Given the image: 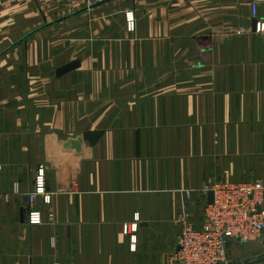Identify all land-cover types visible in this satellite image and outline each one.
Here are the masks:
<instances>
[{"label": "crops", "instance_id": "obj_1", "mask_svg": "<svg viewBox=\"0 0 264 264\" xmlns=\"http://www.w3.org/2000/svg\"><path fill=\"white\" fill-rule=\"evenodd\" d=\"M255 1L112 0L60 19V0H0V264H176L177 218L202 228L205 186L264 182ZM40 169L50 201L31 203Z\"/></svg>", "mask_w": 264, "mask_h": 264}, {"label": "built area", "instance_id": "obj_2", "mask_svg": "<svg viewBox=\"0 0 264 264\" xmlns=\"http://www.w3.org/2000/svg\"><path fill=\"white\" fill-rule=\"evenodd\" d=\"M65 6L72 9H82L97 4L101 0H61ZM252 3V14L256 18L259 2ZM127 26L130 31L135 29L132 14L127 15ZM257 32L264 33V22H257ZM45 172H37L33 191L29 194L31 203L42 197L50 201L46 194ZM214 194V201L205 209L202 228L198 229L183 212L180 216L182 232L180 235V250L175 254L176 264H227V248L233 244L247 246L258 241L264 233V183L214 182L203 188L206 196ZM29 224H42L43 218L39 211H31ZM136 232V225L125 227V232ZM136 244V237H131Z\"/></svg>", "mask_w": 264, "mask_h": 264}, {"label": "rangeland", "instance_id": "obj_3", "mask_svg": "<svg viewBox=\"0 0 264 264\" xmlns=\"http://www.w3.org/2000/svg\"><path fill=\"white\" fill-rule=\"evenodd\" d=\"M61 1V0H60ZM104 0H101L100 2H102ZM62 2V1H61ZM98 2V3H100ZM262 2V1H261ZM97 3V4H98ZM260 3V2H259ZM93 6V5H92ZM91 7V6H90ZM90 7H86V8H82V9H72L71 7L69 8L68 6H65L62 2V8H63V12L60 13L58 15V17H55V18H65L67 16H70V15H73L77 12H80L84 9H87V8H90ZM54 18V19H55ZM53 20V19H51ZM50 20V21H51ZM51 24V23H50ZM62 29V33L64 34V38H65V44H66V47H67V58H69L71 55H73V46H74V41H77V19L76 20H73L69 23V25H63V27H61ZM135 30V29H134ZM14 42V41H13ZM52 42V41H51ZM12 42H10L9 44H11ZM77 44V42H76ZM6 46V45H5ZM4 46H1L0 44V50L3 49ZM5 49V48H4ZM69 54V56H68ZM77 56H74L73 55V58H76ZM9 60V59H7ZM67 61V59H66ZM58 60H56V62H54V66H56ZM52 65V64H51ZM5 73H3L4 75ZM2 75V74H0ZM37 175V174H36ZM36 179V177H35ZM261 182V181H259ZM252 183H257V182H252ZM262 183H264L262 181ZM46 184V183H45ZM232 184H237V183H232ZM185 212L184 214H186V210H183L181 212V214ZM180 214V215H181ZM178 216L177 218V224L180 228V232H179V235H178V239H177V243H178V250H180V247H179V241H180V235H181V232H182V225L181 223L179 222L180 219H181V216ZM205 218V217H204ZM132 232V231H131ZM261 245V246H260ZM264 245V233L261 234V237L258 241H256L255 243H252L250 245H247V246H242V245H239V244H233L231 246H229L227 248V264H230V263H234V264H244L246 261H249V262H252V261H256V260H259L260 258H263L264 257V252H262L264 250V247H262ZM253 246H259L258 248V251L256 253H253V252H250L248 254H240L237 252V249L236 248H244V247H253ZM177 250V252H178ZM134 251V249H133ZM176 252V253H177ZM241 255H244L243 258H239ZM247 256V257H245ZM261 264H264V263H261Z\"/></svg>", "mask_w": 264, "mask_h": 264}, {"label": "water", "instance_id": "obj_4", "mask_svg": "<svg viewBox=\"0 0 264 264\" xmlns=\"http://www.w3.org/2000/svg\"><path fill=\"white\" fill-rule=\"evenodd\" d=\"M110 1H112V0H104V1H102L100 3H98V4H95V5L91 6L90 9H93V8H95V7H97V6L101 5V4H104V3H107V2H110ZM85 11L86 10H82V11H80L78 13H82V12H85ZM75 15H77V13H75V14H73L71 16H68L67 18L73 17ZM255 25H256V23H255ZM78 66H79V62L75 61V62H73V63H71V64H69L67 66L62 67L61 69H59L57 71V74L59 76H62L64 74L68 73V72L76 70L78 68ZM102 134H103L102 132L84 134V136L79 138L78 141H77L78 142V151L80 152V148H81V146H82L84 141H88L91 145H95L98 142V140L101 138ZM213 201H214V194H213V192H210L208 194V204H212ZM261 263H264V257L260 258L259 260H256V261H252V262L246 261L244 264H261ZM230 264H234V263H230Z\"/></svg>", "mask_w": 264, "mask_h": 264}]
</instances>
